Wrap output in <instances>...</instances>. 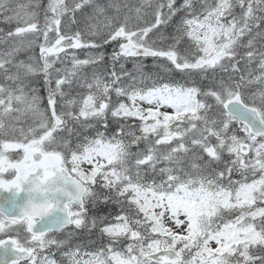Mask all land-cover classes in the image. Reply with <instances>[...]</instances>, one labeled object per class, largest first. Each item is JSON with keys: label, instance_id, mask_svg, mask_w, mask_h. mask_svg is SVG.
<instances>
[{"label": "snow or ice", "instance_id": "6c2138e0", "mask_svg": "<svg viewBox=\"0 0 264 264\" xmlns=\"http://www.w3.org/2000/svg\"><path fill=\"white\" fill-rule=\"evenodd\" d=\"M0 25V264H264V0Z\"/></svg>", "mask_w": 264, "mask_h": 264}, {"label": "trees", "instance_id": "16d2710c", "mask_svg": "<svg viewBox=\"0 0 264 264\" xmlns=\"http://www.w3.org/2000/svg\"><path fill=\"white\" fill-rule=\"evenodd\" d=\"M21 2H24V0H21ZM129 67H130V65H129Z\"/></svg>", "mask_w": 264, "mask_h": 264}, {"label": "rangeland", "instance_id": "374dc122", "mask_svg": "<svg viewBox=\"0 0 264 264\" xmlns=\"http://www.w3.org/2000/svg\"><path fill=\"white\" fill-rule=\"evenodd\" d=\"M0 26H2V25H0Z\"/></svg>", "mask_w": 264, "mask_h": 264}]
</instances>
